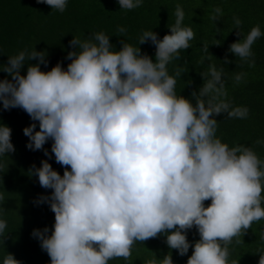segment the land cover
Here are the masks:
<instances>
[{
    "label": "clouds",
    "instance_id": "clouds-1",
    "mask_svg": "<svg viewBox=\"0 0 264 264\" xmlns=\"http://www.w3.org/2000/svg\"><path fill=\"white\" fill-rule=\"evenodd\" d=\"M38 2L59 12L68 5V0ZM117 2L132 10L144 0ZM222 15L217 7L212 20ZM183 20L178 6L176 20L162 38L146 29L138 44L122 39L119 49L103 30L73 35L66 68L57 61L42 70L47 51L34 45L0 64L11 77L0 79V103L6 110L22 108L32 121L23 128L26 147L43 150L50 159L44 145L51 140V153L64 168L61 175L49 159H42L29 169L41 187L52 190L35 203L48 204L54 223L31 233L50 257L49 264L128 261L137 242L158 235L180 255L192 248L186 264H238L229 259L233 238L264 219V159L252 147L229 146L217 135V115H249L247 106L233 107L219 99L226 95L223 66L201 73L203 84L189 97L177 91L178 78L187 69L176 66L170 73L169 65L195 37ZM241 23L234 17L239 38L228 51L254 65L252 46L264 31L257 24L242 36ZM126 31L117 28L120 36ZM149 41L155 45L154 58L139 47ZM32 59L36 63H27ZM223 63L231 61L225 56ZM244 75H236V82ZM11 131L0 123V170L15 151ZM4 200L0 193V203ZM193 226L199 239L189 241ZM7 234V221L0 215V241ZM0 264L22 262L6 251ZM144 264L174 261L171 251L162 257L152 252Z\"/></svg>",
    "mask_w": 264,
    "mask_h": 264
},
{
    "label": "trees",
    "instance_id": "trees-1",
    "mask_svg": "<svg viewBox=\"0 0 264 264\" xmlns=\"http://www.w3.org/2000/svg\"><path fill=\"white\" fill-rule=\"evenodd\" d=\"M178 6L184 11L183 24L193 28L195 37L190 48L181 50L180 59L169 65L170 73L176 66L187 69L178 78L177 91L189 97L193 90L202 86L201 73L209 72L213 65L217 69L223 66V93L226 95L219 99H226L233 107L247 106L249 115L244 119L232 118L226 113L217 115V135L229 146L239 143L252 147L264 159V144L257 143V140H264V36L252 46L254 65L228 51L229 45L239 38L234 17L242 21L238 29L242 36L257 24L264 31V0H144L142 6L132 10L121 9L117 0H68L64 12L52 10L38 0H0V64H5L9 55L34 45L38 51H47L48 63L40 65L42 70L50 69L57 61L66 68L70 62L66 58L71 50L69 41L73 35L83 37L101 30L109 34L117 49L122 39L138 44L139 35L146 29H152L162 38L170 31L168 26L174 24ZM217 7L223 10V15L213 21ZM119 26L127 30L123 36L117 33ZM139 47L154 58L155 45L151 41ZM206 47L209 52L205 51ZM225 56L231 63H223ZM27 63H36V60ZM21 71L22 74L26 72V65ZM240 73L246 75L237 83L235 77ZM4 78L11 77L0 69V79ZM0 123L11 128L15 147L14 152L8 153L6 168L0 170V193L5 196L0 203V215L7 221L8 232L3 242L0 241V261L8 251L22 264H49L50 257L31 233L44 226L51 229L54 223V212L48 204L35 203L40 195H48L52 190L41 187L38 178L29 175L33 165L38 167L42 159L49 157L43 150L26 147L28 137L23 128L32 121L22 108L6 110L0 103ZM51 143L49 140L44 145L51 156L49 163L62 175L64 168L55 161ZM204 203L207 205L210 200ZM187 238L189 241L199 239L195 226L188 230ZM229 248V259L238 260V264H259V260L264 264V219L253 222L241 237L233 238ZM169 251L174 264H186L192 248L180 255L176 249L168 248L163 235H158L137 242L128 261L115 258L109 264H144L152 252L162 257Z\"/></svg>",
    "mask_w": 264,
    "mask_h": 264
}]
</instances>
